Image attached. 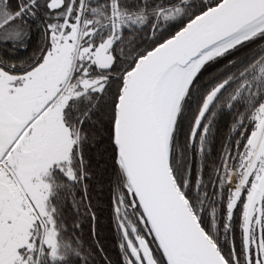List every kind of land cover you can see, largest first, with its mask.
<instances>
[{
  "label": "snow or ice",
  "instance_id": "1",
  "mask_svg": "<svg viewBox=\"0 0 264 264\" xmlns=\"http://www.w3.org/2000/svg\"><path fill=\"white\" fill-rule=\"evenodd\" d=\"M0 264H264V0H0Z\"/></svg>",
  "mask_w": 264,
  "mask_h": 264
}]
</instances>
